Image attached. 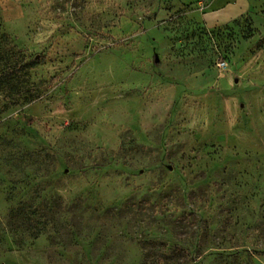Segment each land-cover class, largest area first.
<instances>
[{
	"label": "rangeland",
	"instance_id": "1",
	"mask_svg": "<svg viewBox=\"0 0 264 264\" xmlns=\"http://www.w3.org/2000/svg\"><path fill=\"white\" fill-rule=\"evenodd\" d=\"M214 1L0 0V264H264V0Z\"/></svg>",
	"mask_w": 264,
	"mask_h": 264
},
{
	"label": "crops",
	"instance_id": "2",
	"mask_svg": "<svg viewBox=\"0 0 264 264\" xmlns=\"http://www.w3.org/2000/svg\"><path fill=\"white\" fill-rule=\"evenodd\" d=\"M225 0H215L212 3V12L208 14L207 21L212 25L224 24L237 15L239 5H224Z\"/></svg>",
	"mask_w": 264,
	"mask_h": 264
},
{
	"label": "built area",
	"instance_id": "3",
	"mask_svg": "<svg viewBox=\"0 0 264 264\" xmlns=\"http://www.w3.org/2000/svg\"><path fill=\"white\" fill-rule=\"evenodd\" d=\"M203 1H206V0H203ZM218 66H219L220 68H223L224 63H220V64H218Z\"/></svg>",
	"mask_w": 264,
	"mask_h": 264
},
{
	"label": "trees",
	"instance_id": "4",
	"mask_svg": "<svg viewBox=\"0 0 264 264\" xmlns=\"http://www.w3.org/2000/svg\"><path fill=\"white\" fill-rule=\"evenodd\" d=\"M1 111V110H0Z\"/></svg>",
	"mask_w": 264,
	"mask_h": 264
}]
</instances>
